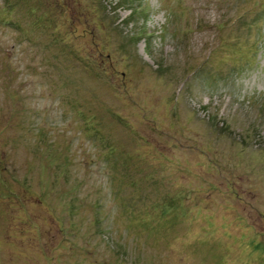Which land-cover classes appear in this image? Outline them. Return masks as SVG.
I'll return each mask as SVG.
<instances>
[{"label": "rangeland", "instance_id": "rangeland-1", "mask_svg": "<svg viewBox=\"0 0 264 264\" xmlns=\"http://www.w3.org/2000/svg\"><path fill=\"white\" fill-rule=\"evenodd\" d=\"M0 264H264V0H0Z\"/></svg>", "mask_w": 264, "mask_h": 264}]
</instances>
